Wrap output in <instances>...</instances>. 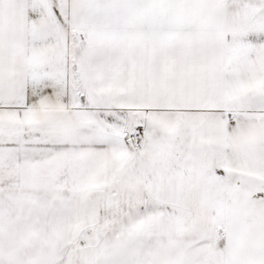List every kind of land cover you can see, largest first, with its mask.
Returning <instances> with one entry per match:
<instances>
[{"label":"snow or ice","instance_id":"snow-or-ice-1","mask_svg":"<svg viewBox=\"0 0 264 264\" xmlns=\"http://www.w3.org/2000/svg\"><path fill=\"white\" fill-rule=\"evenodd\" d=\"M0 264H264V0H0Z\"/></svg>","mask_w":264,"mask_h":264}]
</instances>
